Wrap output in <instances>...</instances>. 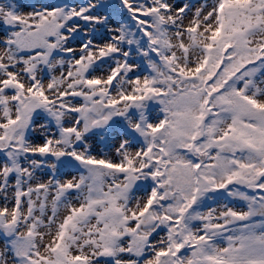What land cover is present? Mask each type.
Here are the masks:
<instances>
[{
  "label": "snow or ice",
  "instance_id": "1",
  "mask_svg": "<svg viewBox=\"0 0 264 264\" xmlns=\"http://www.w3.org/2000/svg\"><path fill=\"white\" fill-rule=\"evenodd\" d=\"M0 264H264V0H0Z\"/></svg>",
  "mask_w": 264,
  "mask_h": 264
}]
</instances>
